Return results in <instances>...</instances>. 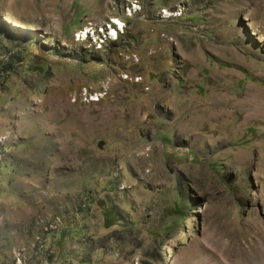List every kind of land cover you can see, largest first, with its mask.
<instances>
[{"label":"rangeland","instance_id":"rangeland-1","mask_svg":"<svg viewBox=\"0 0 264 264\" xmlns=\"http://www.w3.org/2000/svg\"><path fill=\"white\" fill-rule=\"evenodd\" d=\"M0 264H264V0H0Z\"/></svg>","mask_w":264,"mask_h":264},{"label":"built area","instance_id":"built-area-1","mask_svg":"<svg viewBox=\"0 0 264 264\" xmlns=\"http://www.w3.org/2000/svg\"><path fill=\"white\" fill-rule=\"evenodd\" d=\"M135 7L136 6L133 5L132 7L127 8V11L129 13L136 12L137 8ZM162 17H166V9L162 10ZM112 30L115 31L117 34L121 32L114 18H112L110 22L107 23V25L100 27V29L92 26L86 27L83 30L79 31L76 34V37L78 40L83 41L91 39L94 44H98L99 46H101L108 39L113 40V36L111 34ZM90 98L93 99V96L90 95Z\"/></svg>","mask_w":264,"mask_h":264},{"label":"bare ground","instance_id":"bare-ground-1","mask_svg":"<svg viewBox=\"0 0 264 264\" xmlns=\"http://www.w3.org/2000/svg\"><path fill=\"white\" fill-rule=\"evenodd\" d=\"M167 13L170 14V17L174 16L173 13H171L169 10L167 11ZM116 24H117L120 28L124 29V24H123V22H121L119 19L116 20ZM112 36H114L113 39H116V37H117V33H116L115 31H112ZM92 100H93V99H92ZM96 101H99V99L96 100ZM247 105H248V103H247ZM247 105H246V106H247ZM251 107H254V105L251 104V105H250V108H251ZM246 108H247V107H246ZM250 108H249V109H250ZM248 112H250V111H248ZM252 113H253V112H252Z\"/></svg>","mask_w":264,"mask_h":264}]
</instances>
